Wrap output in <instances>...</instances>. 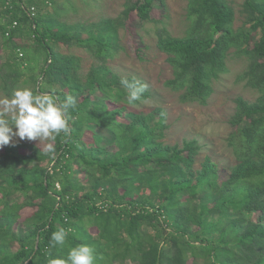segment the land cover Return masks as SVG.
Segmentation results:
<instances>
[{
    "label": "trees",
    "instance_id": "16d2710c",
    "mask_svg": "<svg viewBox=\"0 0 264 264\" xmlns=\"http://www.w3.org/2000/svg\"><path fill=\"white\" fill-rule=\"evenodd\" d=\"M187 1L186 33L163 31L157 42L174 68L168 84L184 90V101L205 103L234 47L248 56L246 78L260 93L254 102L237 99L230 136L237 162L227 169L210 157L196 168V140L165 143L163 109H128L120 77L106 65L117 47L112 20L76 38L59 20L55 0L54 12L44 0H3L0 33L15 59L4 63V80L15 86L28 68L34 90L61 99L71 94L77 107L71 134L57 137L53 155L18 142L0 148V264H54L81 244L93 249L94 264H264V0L245 1L246 22L237 29L226 0ZM166 6V0H126L124 14L136 11L147 22ZM24 32L37 42L34 60L25 59L16 40ZM73 43L103 61L85 79L79 58L59 50ZM17 192L22 202L13 199ZM24 207L32 212L16 234ZM60 227L70 229L66 243L51 247V233Z\"/></svg>",
    "mask_w": 264,
    "mask_h": 264
},
{
    "label": "rangeland",
    "instance_id": "374dc122",
    "mask_svg": "<svg viewBox=\"0 0 264 264\" xmlns=\"http://www.w3.org/2000/svg\"><path fill=\"white\" fill-rule=\"evenodd\" d=\"M226 1L234 8V27L237 29L246 22L247 14L243 9L246 0ZM2 2L3 0H0V24L6 21V17L2 15L5 8ZM46 3L48 5L45 9L54 12L55 7L50 0ZM166 3L165 10L155 8L152 13L153 19L142 22L136 11L125 16L126 0H55L60 12L59 20L72 26L76 38H86L89 31H97L104 20L114 22L118 32L117 41H115L117 47L114 55L106 60V65L120 78L135 77L148 85L142 101L127 104L129 110L148 114L155 108L163 109L166 112V128L162 140L165 143L183 146L186 141L196 140L200 146L195 161L196 168L201 166L206 157H210L221 169L230 168L237 162L234 145L230 139L234 130L232 118L237 110V99L243 98L248 102H254L260 94L257 89L248 84L246 78L249 58L244 53L237 52L236 48H231L226 58V68L219 73L217 78L213 79L212 93L207 101L205 103L184 101L182 98L184 90L175 89L168 84L175 76L174 68L167 60L168 55L159 49L157 42L163 31L174 36L186 33L191 23L188 18V1L166 0ZM16 40L26 48L25 52L18 50L20 58L24 53L25 59H33L34 49L37 47L34 37L24 32ZM139 46L142 47L140 52H138ZM8 47L10 46H6L0 33V97H10L12 90L17 87H34L33 80L29 77V70L25 67L21 68L23 74L19 84L12 86V82L4 80L5 73L8 71L4 63L7 60L11 62L15 60L12 61L14 56ZM59 50L64 54L79 58L80 74L83 79L93 66L103 62L87 47L77 43L60 44ZM42 58L40 57L39 60ZM28 64L30 65V61ZM42 64L43 61L39 66L41 67ZM37 75L40 84L42 75L39 68ZM57 87L61 88L60 82L57 83ZM15 142L43 152L38 141L16 138L10 144ZM22 149L27 153L30 148ZM47 164L48 160L41 162L43 166ZM1 199L2 194L0 193V210L2 208ZM13 199L22 202L24 196L17 192L13 195ZM103 200L99 201V204ZM31 212L30 207H24L21 210L22 219L14 227L16 234H21L26 230L23 218ZM256 217L257 214L254 215V218ZM0 223L2 224L1 214ZM17 247L18 244L14 245L13 249ZM128 263L132 264L130 261Z\"/></svg>",
    "mask_w": 264,
    "mask_h": 264
},
{
    "label": "clouds",
    "instance_id": "9594fccd",
    "mask_svg": "<svg viewBox=\"0 0 264 264\" xmlns=\"http://www.w3.org/2000/svg\"><path fill=\"white\" fill-rule=\"evenodd\" d=\"M120 85L127 94V102L135 104L142 101L148 85L133 77L120 78ZM77 102L71 94L61 99L54 93L40 92L23 86L12 90L11 96L0 97V148L9 145L16 138L19 140L38 141L47 155L56 151L54 141L61 135L66 138L71 134V112ZM70 229L60 227L53 231L49 244L51 247L63 246ZM93 249L81 244L69 249L67 258L56 260L54 264H94Z\"/></svg>",
    "mask_w": 264,
    "mask_h": 264
},
{
    "label": "built area",
    "instance_id": "2783aa9c",
    "mask_svg": "<svg viewBox=\"0 0 264 264\" xmlns=\"http://www.w3.org/2000/svg\"><path fill=\"white\" fill-rule=\"evenodd\" d=\"M45 2H49V0H44ZM34 9V7L32 8ZM17 25V22H14L13 26H16Z\"/></svg>",
    "mask_w": 264,
    "mask_h": 264
}]
</instances>
